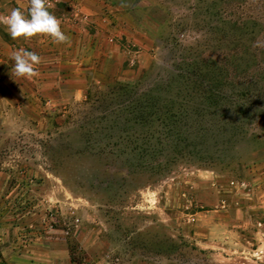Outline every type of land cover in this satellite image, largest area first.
<instances>
[{"label":"rangeland","instance_id":"rangeland-1","mask_svg":"<svg viewBox=\"0 0 264 264\" xmlns=\"http://www.w3.org/2000/svg\"><path fill=\"white\" fill-rule=\"evenodd\" d=\"M46 3L66 43L0 23V264H264V0Z\"/></svg>","mask_w":264,"mask_h":264},{"label":"clouds","instance_id":"clouds-1","mask_svg":"<svg viewBox=\"0 0 264 264\" xmlns=\"http://www.w3.org/2000/svg\"><path fill=\"white\" fill-rule=\"evenodd\" d=\"M0 23L6 26L13 40L39 34L50 36L58 44L66 43L69 39L62 30L59 19L49 11L46 0H30L27 12L15 7L7 15L0 17ZM11 58L14 61L15 76L32 77L37 74L35 66L41 63V57L35 52L20 49Z\"/></svg>","mask_w":264,"mask_h":264},{"label":"trees","instance_id":"trees-1","mask_svg":"<svg viewBox=\"0 0 264 264\" xmlns=\"http://www.w3.org/2000/svg\"><path fill=\"white\" fill-rule=\"evenodd\" d=\"M158 103L159 102H156L155 99H152L149 103V100L146 98H138L136 95H133L132 99L119 109L118 118L124 120V122L134 123L136 126L147 128L148 137L156 135V124L162 119L171 125L170 129L172 130L179 121L178 115L176 116V114L172 112V109L163 112L158 107ZM135 138L136 136L130 139L131 143ZM137 140L139 139L136 138L135 142H137Z\"/></svg>","mask_w":264,"mask_h":264},{"label":"crops","instance_id":"crops-1","mask_svg":"<svg viewBox=\"0 0 264 264\" xmlns=\"http://www.w3.org/2000/svg\"><path fill=\"white\" fill-rule=\"evenodd\" d=\"M1 179H0V204H6V203H8V201L6 199L7 197H5V196L3 197V193L5 192V190H7V180H6V177L3 178V176H1ZM62 240H64V239H62Z\"/></svg>","mask_w":264,"mask_h":264}]
</instances>
